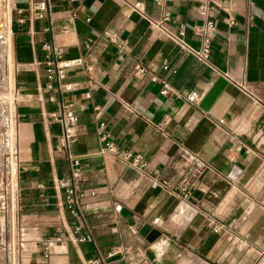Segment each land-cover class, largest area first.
<instances>
[{
  "label": "crops",
  "instance_id": "obj_1",
  "mask_svg": "<svg viewBox=\"0 0 264 264\" xmlns=\"http://www.w3.org/2000/svg\"><path fill=\"white\" fill-rule=\"evenodd\" d=\"M36 1L10 0L14 145L0 264H264V0H48L42 18ZM205 3L211 67L150 26L166 15L198 49ZM46 44L72 62L60 83L46 77ZM218 77L227 85L203 111ZM190 92L197 105L183 100ZM63 106L76 117L68 149L50 118ZM102 137L136 166L102 151ZM67 189L81 196L76 217Z\"/></svg>",
  "mask_w": 264,
  "mask_h": 264
},
{
  "label": "built area",
  "instance_id": "obj_2",
  "mask_svg": "<svg viewBox=\"0 0 264 264\" xmlns=\"http://www.w3.org/2000/svg\"><path fill=\"white\" fill-rule=\"evenodd\" d=\"M10 4V0H0V40L5 37V23L2 17V13L7 9ZM35 8L37 10V17L42 18L48 12V0H37L35 2ZM131 9L137 12L140 16L144 15L143 4L134 3L131 5ZM200 14L203 17V24L196 29V35L199 38L200 46L198 49H194L189 44L184 41V35L182 31H179L177 34L171 33L167 27V16L164 15L159 20H151L150 26L157 30L162 36L167 39L172 40L179 50L195 59L197 62L202 64L205 67H211L210 63V49L211 41L215 35V22L213 19V8L208 4H203L198 8ZM232 24V22H231ZM49 53V57L45 62L46 65V77L48 80H56L60 83L63 79L66 71L71 67L72 62L62 59V50L58 47H55L53 44H46L44 47ZM166 69V67H163ZM146 72V69L142 66L137 65L134 67L133 76L142 77ZM151 81L155 82L156 78L152 77ZM159 94L166 96L170 94L169 85L161 81L160 82ZM67 89V88H66ZM183 100L191 105H197L201 100V96L195 92H190L183 97ZM50 118L53 120H59L63 126V137L62 141L66 149L69 147V143L73 138L72 129L76 122V117L71 109L67 106L61 107V110L58 114H51ZM102 141V151L117 154L122 158L130 161L132 166H136L137 159H133L131 155L123 154L117 151L115 146L106 140V137L101 138ZM68 157L73 160V164L77 165V159L72 158L70 155ZM202 166V165H201ZM81 196L77 195L73 189H67L65 191V207L73 216H78V200ZM7 206V193L4 189H0V212L4 211ZM78 231V228L75 229V232ZM45 251H48V246L44 247Z\"/></svg>",
  "mask_w": 264,
  "mask_h": 264
},
{
  "label": "rangeland",
  "instance_id": "obj_3",
  "mask_svg": "<svg viewBox=\"0 0 264 264\" xmlns=\"http://www.w3.org/2000/svg\"><path fill=\"white\" fill-rule=\"evenodd\" d=\"M7 9H10V4ZM12 106L13 82L11 59L9 58L5 65L0 62V189L11 178L8 171L12 168L11 154L14 145Z\"/></svg>",
  "mask_w": 264,
  "mask_h": 264
},
{
  "label": "water",
  "instance_id": "obj_4",
  "mask_svg": "<svg viewBox=\"0 0 264 264\" xmlns=\"http://www.w3.org/2000/svg\"><path fill=\"white\" fill-rule=\"evenodd\" d=\"M226 85L227 82L225 81V79L222 77H218L213 86L202 98L199 104V108L203 111H207L213 105ZM139 234L147 241L152 240L156 235V233L148 225L143 226Z\"/></svg>",
  "mask_w": 264,
  "mask_h": 264
},
{
  "label": "bare ground",
  "instance_id": "obj_5",
  "mask_svg": "<svg viewBox=\"0 0 264 264\" xmlns=\"http://www.w3.org/2000/svg\"><path fill=\"white\" fill-rule=\"evenodd\" d=\"M5 23V37L0 40V62L5 65L10 58V41H9V22H10V9H6L2 13ZM7 40V42H6ZM9 55V56H8Z\"/></svg>",
  "mask_w": 264,
  "mask_h": 264
},
{
  "label": "clouds",
  "instance_id": "obj_6",
  "mask_svg": "<svg viewBox=\"0 0 264 264\" xmlns=\"http://www.w3.org/2000/svg\"><path fill=\"white\" fill-rule=\"evenodd\" d=\"M157 250V253L162 255L168 251V242L166 239H159L152 244Z\"/></svg>",
  "mask_w": 264,
  "mask_h": 264
}]
</instances>
